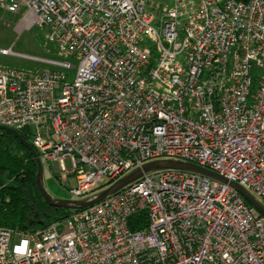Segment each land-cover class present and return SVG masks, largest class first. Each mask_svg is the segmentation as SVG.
Here are the masks:
<instances>
[{
	"label": "built area",
	"instance_id": "2783aa9c",
	"mask_svg": "<svg viewBox=\"0 0 264 264\" xmlns=\"http://www.w3.org/2000/svg\"><path fill=\"white\" fill-rule=\"evenodd\" d=\"M0 8L21 14L25 30L45 29L53 49L44 58L0 48L44 66H0V126L30 129L73 199L175 160L264 204V0H0ZM0 264H264V216L228 183L159 170L44 229L0 227Z\"/></svg>",
	"mask_w": 264,
	"mask_h": 264
},
{
	"label": "trees",
	"instance_id": "16d2710c",
	"mask_svg": "<svg viewBox=\"0 0 264 264\" xmlns=\"http://www.w3.org/2000/svg\"><path fill=\"white\" fill-rule=\"evenodd\" d=\"M19 133L33 145L30 129ZM37 172L29 149L13 134L0 130V227L33 232L63 222L78 211L49 205L39 189ZM139 219L134 229L146 224L144 216Z\"/></svg>",
	"mask_w": 264,
	"mask_h": 264
},
{
	"label": "rangeland",
	"instance_id": "374dc122",
	"mask_svg": "<svg viewBox=\"0 0 264 264\" xmlns=\"http://www.w3.org/2000/svg\"><path fill=\"white\" fill-rule=\"evenodd\" d=\"M21 14L13 15L0 8V48L12 49L16 53H22L38 57H51L52 46L45 35V29L34 27L25 30L20 26ZM43 42V43H42ZM53 57H57L53 55ZM74 68L70 73L75 75L78 68V61L73 62ZM1 67H13L24 69H40L44 67L38 63L18 58L12 55H0ZM69 165V162H67ZM44 166V184L46 190L56 199H73L69 191V186L61 180L62 173L56 163L50 165L43 163ZM70 186H75V179L72 177L69 181Z\"/></svg>",
	"mask_w": 264,
	"mask_h": 264
},
{
	"label": "water",
	"instance_id": "95a60500",
	"mask_svg": "<svg viewBox=\"0 0 264 264\" xmlns=\"http://www.w3.org/2000/svg\"><path fill=\"white\" fill-rule=\"evenodd\" d=\"M0 130L7 131L11 134H13L16 138H18L31 152L32 156L34 157L38 172H37V182L39 189L46 200V202L53 206V207H59V208H68L73 210H84L94 204H97L107 197L114 195L118 192H120L122 189L126 188L130 184L134 183L135 181L142 178L144 175L159 171V170H183V171H189V172H195L203 175H207L213 179L228 183L231 187H233L235 190H237L240 195L249 203L252 207H254L260 214L264 216V204L260 202L254 195H252L249 191L241 187L240 185L229 182L224 177L220 176L217 173H214L212 171H209L207 169L201 168L197 165L184 163L181 161H175V160H157L152 161L149 163L144 164L142 167L137 168L127 175L120 178L115 183L111 184L104 190L97 193L94 197L90 199H84V200H76V199H69V200H61L54 198L45 188L44 184V166L43 162L38 154V152L35 150L32 144L25 141L19 131L6 127V126H0Z\"/></svg>",
	"mask_w": 264,
	"mask_h": 264
}]
</instances>
